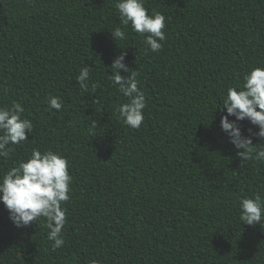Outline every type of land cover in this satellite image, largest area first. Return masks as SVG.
<instances>
[{
	"label": "trees",
	"instance_id": "trees-1",
	"mask_svg": "<svg viewBox=\"0 0 264 264\" xmlns=\"http://www.w3.org/2000/svg\"><path fill=\"white\" fill-rule=\"evenodd\" d=\"M115 4L0 0V107L18 102L33 122L0 177L34 148L59 151L72 177L55 251L45 219L18 228L0 202V264H264V222L240 221L242 198H264V163L244 162L220 127L228 88L264 66V0H145L166 17L159 52L130 26L115 42ZM122 51L146 97L139 129L116 112L127 100L109 75ZM85 66L88 91L76 80Z\"/></svg>",
	"mask_w": 264,
	"mask_h": 264
},
{
	"label": "clouds",
	"instance_id": "clouds-1",
	"mask_svg": "<svg viewBox=\"0 0 264 264\" xmlns=\"http://www.w3.org/2000/svg\"><path fill=\"white\" fill-rule=\"evenodd\" d=\"M120 25L110 33L115 42L125 40L129 26L132 31L144 37V43L153 52H159L166 35V17L160 12H149L145 0H116ZM126 52L122 51L111 64L109 79L127 102L116 107L123 123L132 129H139L144 121L143 110L147 106L144 92L139 87L137 72L125 64ZM121 70L126 75H121ZM91 67L80 69L76 80L81 89L88 91ZM96 84H92L95 91ZM49 109L59 111L63 101L59 96H48ZM222 109L227 115L220 119L221 130L228 136L229 142L238 150L243 161L256 160L264 163V143L253 144V137L264 140V66L251 68L243 77V84L230 87L222 101ZM23 106L16 102L0 107V157L7 158L13 152V145L27 141V134L33 131V122L24 117ZM229 117L235 119L230 120ZM248 120L257 126L258 131L247 129L244 134L240 122ZM96 121L92 126L96 128ZM243 165V163H242ZM241 165V166H242ZM69 163L59 151L33 149L31 154L0 177V202L9 212V219L20 227H28L41 218L46 220L47 239L55 251L64 246L62 230L66 224V208L62 205L70 199ZM260 195L242 198L240 201V221L247 225L264 222V203ZM91 264H101L93 260Z\"/></svg>",
	"mask_w": 264,
	"mask_h": 264
}]
</instances>
